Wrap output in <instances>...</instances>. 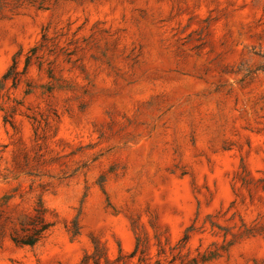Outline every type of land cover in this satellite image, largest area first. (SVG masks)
I'll list each match as a JSON object with an SVG mask.
<instances>
[{
	"label": "rangeland",
	"instance_id": "1",
	"mask_svg": "<svg viewBox=\"0 0 264 264\" xmlns=\"http://www.w3.org/2000/svg\"><path fill=\"white\" fill-rule=\"evenodd\" d=\"M0 264H264V0H0Z\"/></svg>",
	"mask_w": 264,
	"mask_h": 264
},
{
	"label": "trees",
	"instance_id": "2",
	"mask_svg": "<svg viewBox=\"0 0 264 264\" xmlns=\"http://www.w3.org/2000/svg\"><path fill=\"white\" fill-rule=\"evenodd\" d=\"M14 241H15L16 243H30V242H24V241H21V240H17L16 238H14Z\"/></svg>",
	"mask_w": 264,
	"mask_h": 264
}]
</instances>
